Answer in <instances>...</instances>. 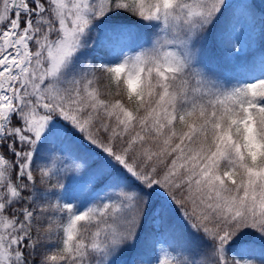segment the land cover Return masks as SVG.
I'll use <instances>...</instances> for the list:
<instances>
[{"label":"snow or ice","instance_id":"6c2138e0","mask_svg":"<svg viewBox=\"0 0 264 264\" xmlns=\"http://www.w3.org/2000/svg\"><path fill=\"white\" fill-rule=\"evenodd\" d=\"M264 0H0V264H264ZM243 30V29H241Z\"/></svg>","mask_w":264,"mask_h":264},{"label":"trees","instance_id":"16d2710c","mask_svg":"<svg viewBox=\"0 0 264 264\" xmlns=\"http://www.w3.org/2000/svg\"><path fill=\"white\" fill-rule=\"evenodd\" d=\"M259 7L261 0H255ZM243 29V30H241ZM239 37V42L246 44L244 51L237 52L234 55H223L216 50L210 51L209 55L213 59L221 60L222 67L225 71H235L237 73L247 72L253 60L258 61L260 56L264 54V38L260 35V26H253L251 21L245 22L241 20L236 25V33Z\"/></svg>","mask_w":264,"mask_h":264},{"label":"rangeland","instance_id":"374dc122","mask_svg":"<svg viewBox=\"0 0 264 264\" xmlns=\"http://www.w3.org/2000/svg\"><path fill=\"white\" fill-rule=\"evenodd\" d=\"M238 47H239V51H242V50H244V49L246 48V44H241V43L239 42ZM239 51H238V52H239Z\"/></svg>","mask_w":264,"mask_h":264}]
</instances>
